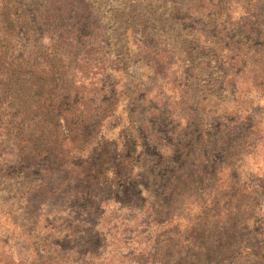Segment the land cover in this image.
I'll return each mask as SVG.
<instances>
[{"label": "rangeland", "instance_id": "374dc122", "mask_svg": "<svg viewBox=\"0 0 264 264\" xmlns=\"http://www.w3.org/2000/svg\"><path fill=\"white\" fill-rule=\"evenodd\" d=\"M264 0H0V264H264Z\"/></svg>", "mask_w": 264, "mask_h": 264}, {"label": "trees", "instance_id": "16d2710c", "mask_svg": "<svg viewBox=\"0 0 264 264\" xmlns=\"http://www.w3.org/2000/svg\"><path fill=\"white\" fill-rule=\"evenodd\" d=\"M249 252H251V253L250 254L247 253V256L245 257V259L252 260V261H257V262H259L260 260H264V258H262V256L259 255V253L256 252V250H250Z\"/></svg>", "mask_w": 264, "mask_h": 264}]
</instances>
